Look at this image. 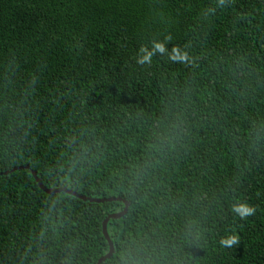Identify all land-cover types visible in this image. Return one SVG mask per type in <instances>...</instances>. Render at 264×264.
<instances>
[{"label": "trees", "instance_id": "trees-1", "mask_svg": "<svg viewBox=\"0 0 264 264\" xmlns=\"http://www.w3.org/2000/svg\"><path fill=\"white\" fill-rule=\"evenodd\" d=\"M5 171L0 264H264V0H0Z\"/></svg>", "mask_w": 264, "mask_h": 264}, {"label": "water", "instance_id": "water-1", "mask_svg": "<svg viewBox=\"0 0 264 264\" xmlns=\"http://www.w3.org/2000/svg\"><path fill=\"white\" fill-rule=\"evenodd\" d=\"M29 169L28 166H25V167H16V168H13L11 169L12 170H15V169ZM8 172L5 171L3 172L2 174L0 173V175H6ZM31 175L33 177V179L35 180L36 184L38 185V187L46 194H53V193H60V192H64V193H67V194H70V195H73L77 198H80L84 201H89V202H95V203H102V202H110V201H113V200H120L119 198H109V199H100V198H86L84 196H81V195H78L77 193H75L74 191H71V190H68V189H64V188H53V189H48V188H45L41 182L38 180V178L36 177V173L34 171H31ZM126 210H127V203L124 202V208L121 212H118V213H112V214H109L105 220L103 221L102 223V235L105 239V241L107 242V245H108V252L106 255L102 256L101 258H99L97 260V263L96 264H100L102 263L104 260L110 258V256L112 255L113 253V246H112V243L110 242L109 240V237L107 235V232H106V223L108 221V219H114V218H121L125 213H126Z\"/></svg>", "mask_w": 264, "mask_h": 264}, {"label": "clouds", "instance_id": "clouds-1", "mask_svg": "<svg viewBox=\"0 0 264 264\" xmlns=\"http://www.w3.org/2000/svg\"><path fill=\"white\" fill-rule=\"evenodd\" d=\"M157 47H160V45H157ZM161 50H162V49H161ZM147 58H148L147 56L143 57L142 60H141L140 62H143V61L146 60ZM239 210H242V211H240V215H241V216H243V215H245V214H251V212H252V209H251V208H248V207L243 206V205L239 206V207L236 209V211H239ZM235 242H236L235 237H229L228 239H226V240H222V241H221L222 244H227V245L234 244Z\"/></svg>", "mask_w": 264, "mask_h": 264}, {"label": "rangeland", "instance_id": "rangeland-1", "mask_svg": "<svg viewBox=\"0 0 264 264\" xmlns=\"http://www.w3.org/2000/svg\"><path fill=\"white\" fill-rule=\"evenodd\" d=\"M3 168V167H2Z\"/></svg>", "mask_w": 264, "mask_h": 264}]
</instances>
